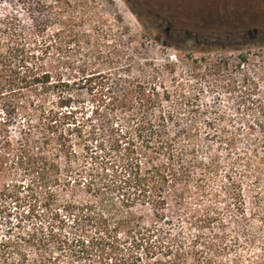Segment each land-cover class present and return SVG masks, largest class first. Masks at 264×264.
I'll list each match as a JSON object with an SVG mask.
<instances>
[{
	"label": "rangeland",
	"instance_id": "374dc122",
	"mask_svg": "<svg viewBox=\"0 0 264 264\" xmlns=\"http://www.w3.org/2000/svg\"><path fill=\"white\" fill-rule=\"evenodd\" d=\"M7 20L13 41L22 27L30 42L5 47ZM0 23L2 51L25 47L30 70L65 83L0 96L7 125L0 131L1 237L30 204L37 215L50 205L92 201L119 221L121 238L127 220L156 227L159 240L187 260L264 264V0H0ZM145 86L167 98L148 110L131 106ZM59 94L68 102L62 109ZM121 106L131 108L133 122L165 126L171 150L196 165L175 185L181 202L168 201L161 220L148 202H133L127 218L117 191L110 194L115 204H105L83 187L93 165L83 148L96 145L91 128L100 138L104 121L123 127L113 110ZM51 109L70 112L71 120L49 126L44 112ZM20 155L42 158L44 180L17 163Z\"/></svg>",
	"mask_w": 264,
	"mask_h": 264
},
{
	"label": "trees",
	"instance_id": "16d2710c",
	"mask_svg": "<svg viewBox=\"0 0 264 264\" xmlns=\"http://www.w3.org/2000/svg\"><path fill=\"white\" fill-rule=\"evenodd\" d=\"M2 25L3 33L8 40V44L4 45L6 47L15 39L16 31L13 30L14 26L9 20ZM17 32H20L17 37L19 40L13 41L17 46H20L19 42H30L25 36L24 28L21 27ZM30 33L38 36L36 30ZM2 41L0 39V96L12 97L16 93L22 95L21 92L35 85L47 91L59 89L65 84L60 81L51 82L48 73L41 75L34 73L29 69L30 57L21 56L22 51L26 52L25 47H21L22 51L17 47L9 48L12 49L11 52L2 51ZM31 56L33 59L34 55ZM14 62L22 65L16 66ZM101 88H104L103 83ZM60 94L56 106L62 109L68 106V102ZM132 95L134 100H131V106L135 104L140 109L147 110L167 98L165 95L160 98L153 88L147 86ZM113 110L121 112L123 127L118 129L111 120L107 123L104 121L99 127L102 133L100 138H97L96 130L91 128V141L96 142V145L83 148L93 163L91 168H87L86 176H80L85 180L83 187L89 192H97L101 195L102 197L98 199L104 200L105 204H115L110 194L117 191V200L125 208L127 218L133 217V214L127 210L133 202H148L155 211L156 219L161 220L168 201H173L174 206L181 202V193L176 191L175 185L185 181L196 165H193L192 159L184 157L182 152L171 150L172 144L161 136V132L166 130L165 126L156 127L145 121L133 122L136 116L128 106ZM44 114L46 123L51 127L71 120L70 112L60 114L58 110L51 109ZM6 126V123H0V131ZM1 137L8 142L6 135ZM221 145L226 147L228 144L224 142ZM94 148L95 153H93L95 150H92ZM15 159L20 166L27 165L29 172L44 180L42 158L24 161V156L20 155ZM140 159H143L144 164H148L145 168ZM176 165L178 170L175 169ZM212 167L214 168V164ZM109 169L112 170V179L106 182L110 176L107 174ZM117 181L119 184H116ZM75 183L77 184L76 180ZM131 189L133 194L129 193ZM0 197H5L2 190ZM36 206L35 203L30 204L29 210L20 215V219L14 225L13 233L7 232V235L0 236L2 264H161V259L150 263V260L158 254L162 257L170 256L168 263L164 262L165 264H206L201 256L187 260L186 257L182 258L180 253L171 251L170 247L163 244L159 236L155 235L156 227L133 225L126 220L124 224L129 228V232L121 238L117 227L119 221L107 215L102 206H96L92 201L65 202L59 208L53 209L50 205L37 215ZM36 217L39 223L33 222L36 221ZM25 220H31V225L23 226ZM141 250L142 258L137 255Z\"/></svg>",
	"mask_w": 264,
	"mask_h": 264
},
{
	"label": "built area",
	"instance_id": "2783aa9c",
	"mask_svg": "<svg viewBox=\"0 0 264 264\" xmlns=\"http://www.w3.org/2000/svg\"><path fill=\"white\" fill-rule=\"evenodd\" d=\"M174 59H175V56H174Z\"/></svg>",
	"mask_w": 264,
	"mask_h": 264
}]
</instances>
